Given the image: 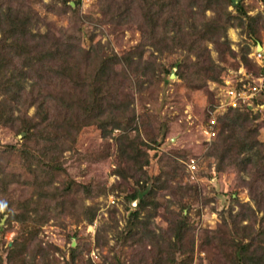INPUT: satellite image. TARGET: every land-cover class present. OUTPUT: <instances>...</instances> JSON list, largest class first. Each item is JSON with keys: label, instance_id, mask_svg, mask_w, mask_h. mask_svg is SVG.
I'll use <instances>...</instances> for the list:
<instances>
[{"label": "rangeland", "instance_id": "1", "mask_svg": "<svg viewBox=\"0 0 264 264\" xmlns=\"http://www.w3.org/2000/svg\"><path fill=\"white\" fill-rule=\"evenodd\" d=\"M231 2L217 8L233 16L225 23L226 36L207 39L204 54L166 47L156 52L147 46L145 55L154 53L162 74L154 84L146 83L142 93L128 83L118 91L135 110L131 127L84 128L72 146L54 159L63 170L42 166L45 161L47 165L42 148L23 159L25 135H18L15 126L0 125V225L5 232L0 235V261L8 264V247L14 246L21 229L19 223L9 221L8 208L26 200L37 204L33 208L39 209L40 217L34 219L41 224L31 225L37 235L26 240L22 253L39 264H167L162 254L170 255L174 245L169 248V244L178 238L184 251L180 259L186 264H231L227 250L231 242L247 244L255 231H264V200L257 203L250 188L253 178L240 173L237 165L222 164L218 171V159L211 155L215 137L206 134L210 120L232 116L225 106L228 90L258 77L255 63L264 67V0ZM25 3L40 18L33 32L54 34L62 42L72 38L86 49L101 44L107 53L123 55L143 40L140 23L114 16L113 0ZM240 4L254 21L236 18L235 7ZM215 13L207 10V19ZM206 51L215 71L202 82L194 63L204 59ZM258 53H263L262 59ZM181 64L189 65L183 69L195 77L182 80ZM252 104L244 113H259V140L264 145V96ZM34 112V107L29 109V115ZM123 136L149 152L151 161L141 171L122 152ZM152 139L160 141V147ZM68 185L76 190L67 194ZM42 192L50 199L58 194L59 200L65 197V207L55 209L54 201L45 213L49 202L40 199ZM145 200L147 206L142 207ZM135 211L140 217L132 218L135 229L130 235L125 230ZM214 232L220 239H214ZM254 236V247L264 246V236Z\"/></svg>", "mask_w": 264, "mask_h": 264}, {"label": "trees", "instance_id": "2", "mask_svg": "<svg viewBox=\"0 0 264 264\" xmlns=\"http://www.w3.org/2000/svg\"><path fill=\"white\" fill-rule=\"evenodd\" d=\"M76 4L79 5L78 2ZM222 4L231 6L232 2L113 0L115 17L130 23L138 22L142 26L141 44L120 55L116 52L107 53L101 44L86 49L72 38L62 42L54 34L35 33L32 29L40 18L25 0H0V125L15 126L18 135H25L24 150H20L23 151V159L28 160L37 147L39 151L42 148V154L47 160V165L45 161L42 166L63 170L55 164L56 157L68 145L72 146L84 128L99 126L103 130L109 127L113 130L131 127L135 121V110L130 101L120 99L118 91L128 83L137 86L142 93L146 83L154 84L162 74L158 69V58L154 53H150L147 58L145 48L151 46L156 52H163L165 47L196 53L202 51L207 39L219 40L222 35L226 36L228 26L225 23L228 20L230 23L232 15L227 10H217ZM242 7V4L235 7L238 12L236 18L254 21L255 17ZM207 10L215 11L217 16L212 20L207 19ZM206 53L209 52L206 51L205 56L203 52L201 56L204 59L200 58L194 63L198 67V80L202 82L215 71L214 62ZM203 63L208 66L203 67ZM255 65L260 75H264V67L257 63ZM184 67L188 68L189 65L179 66L182 80H189L191 75L195 77V73L189 74ZM202 75L205 78H201ZM263 96L264 91L260 97ZM32 107L35 112L29 115ZM244 108L246 107L232 109V116L229 118L217 117L214 151L211 155L218 159V171L222 164H232L239 167L240 173L251 176L257 187L252 183L250 188H253L257 203H260L261 198L264 200V145L259 140L261 129L257 125L260 115L256 113L254 116L252 111L245 114ZM123 138L125 140L120 142L122 152L141 171L151 161L149 152L140 148V143L129 136ZM152 142L157 148L160 147V141L152 139ZM32 143L35 147L31 146ZM66 190L69 194L76 189L68 185ZM43 192L40 199L49 202L45 206V213L49 214V206L54 201L57 202L55 209L65 207V197L59 200L58 194L55 199H50L49 195L42 196L46 193ZM152 196L153 193L146 199ZM135 197L133 195L131 198ZM146 203L147 200L141 206L146 207ZM36 205L33 200H26L19 203V207L8 208L9 221L21 226L14 246L8 247V264L32 262L22 252L25 251L26 240L37 235L31 225L41 224L34 219L40 217L39 209L33 208ZM134 217H140L139 211L130 215L125 230L130 235H133L135 229L132 224ZM181 222L183 228H186L185 217ZM3 229L0 225V235L5 234ZM179 233L182 238L183 232ZM216 233L214 232V239H220ZM254 234L264 236V231H255ZM254 234L247 244L242 241L231 242L227 249L231 264H264V246L254 247ZM171 243L169 248L174 245L171 248L173 252L170 255L169 251L163 253L161 260L165 263L167 261V264H186L185 259H180L184 253L181 239ZM0 264H5V261H0ZM32 264L39 263L35 261Z\"/></svg>", "mask_w": 264, "mask_h": 264}, {"label": "built area", "instance_id": "3", "mask_svg": "<svg viewBox=\"0 0 264 264\" xmlns=\"http://www.w3.org/2000/svg\"><path fill=\"white\" fill-rule=\"evenodd\" d=\"M263 53H258V58L262 59ZM251 83H242L240 86L232 87L227 92V98L225 102L226 108L236 109L243 108L248 105H253L252 101L255 98H258L262 92L264 91V75H259L258 77H253L251 79ZM250 103V104H249ZM216 125V119L211 120V125L209 129L206 130V134L210 138H214L216 136V131L214 129ZM192 170H196V165H191Z\"/></svg>", "mask_w": 264, "mask_h": 264}, {"label": "water", "instance_id": "4", "mask_svg": "<svg viewBox=\"0 0 264 264\" xmlns=\"http://www.w3.org/2000/svg\"><path fill=\"white\" fill-rule=\"evenodd\" d=\"M259 49L261 50V49H262V47L260 46V47H259ZM174 75H175V74H174Z\"/></svg>", "mask_w": 264, "mask_h": 264}]
</instances>
